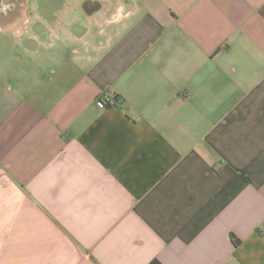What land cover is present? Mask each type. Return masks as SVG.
<instances>
[{
	"label": "crops",
	"instance_id": "1",
	"mask_svg": "<svg viewBox=\"0 0 264 264\" xmlns=\"http://www.w3.org/2000/svg\"><path fill=\"white\" fill-rule=\"evenodd\" d=\"M90 3L0 13V264H264V0Z\"/></svg>",
	"mask_w": 264,
	"mask_h": 264
},
{
	"label": "rangeland",
	"instance_id": "2",
	"mask_svg": "<svg viewBox=\"0 0 264 264\" xmlns=\"http://www.w3.org/2000/svg\"><path fill=\"white\" fill-rule=\"evenodd\" d=\"M7 0H4L6 2ZM9 1V0H8ZM7 1V2H8ZM21 2V0H16L14 2ZM84 0H27L28 5V12L41 16L44 21H38L39 23L35 25V27L39 28L40 25L43 30H49L52 29L57 24H63V26H71V29L74 28V25H69V21H71L73 18L72 16H75L80 13V8H84L85 12L92 11L93 9H96L97 5L91 4L87 8L86 6H82V2ZM85 3V2H84ZM14 12H23V8H19L17 4L15 3V10ZM52 16V17H51ZM54 16V17H53ZM58 16L62 17V20L57 23L56 20ZM68 17V18H67ZM67 18V20H66ZM78 18V23H85V20L78 14L76 17ZM75 18V19H76ZM73 19V20H75ZM8 29V27H5ZM43 43H49V39L43 38L41 39ZM13 43V40L11 39V42L9 45ZM5 44H8L5 41Z\"/></svg>",
	"mask_w": 264,
	"mask_h": 264
},
{
	"label": "built area",
	"instance_id": "3",
	"mask_svg": "<svg viewBox=\"0 0 264 264\" xmlns=\"http://www.w3.org/2000/svg\"><path fill=\"white\" fill-rule=\"evenodd\" d=\"M116 97L113 94H104L97 101V107L101 110L114 106Z\"/></svg>",
	"mask_w": 264,
	"mask_h": 264
},
{
	"label": "flooded vegetation",
	"instance_id": "4",
	"mask_svg": "<svg viewBox=\"0 0 264 264\" xmlns=\"http://www.w3.org/2000/svg\"><path fill=\"white\" fill-rule=\"evenodd\" d=\"M14 1H16V0H11L9 2V4H2L1 9H0V13H7L9 11H14L15 10V3H16ZM1 2H3V0Z\"/></svg>",
	"mask_w": 264,
	"mask_h": 264
},
{
	"label": "trees",
	"instance_id": "5",
	"mask_svg": "<svg viewBox=\"0 0 264 264\" xmlns=\"http://www.w3.org/2000/svg\"><path fill=\"white\" fill-rule=\"evenodd\" d=\"M85 6L87 8V5H85ZM116 101H117V99H116ZM232 240H233L235 246H238L240 244V241L234 235L232 236Z\"/></svg>",
	"mask_w": 264,
	"mask_h": 264
},
{
	"label": "water",
	"instance_id": "6",
	"mask_svg": "<svg viewBox=\"0 0 264 264\" xmlns=\"http://www.w3.org/2000/svg\"><path fill=\"white\" fill-rule=\"evenodd\" d=\"M2 0H0V3H1ZM0 9H1V4H0Z\"/></svg>",
	"mask_w": 264,
	"mask_h": 264
}]
</instances>
